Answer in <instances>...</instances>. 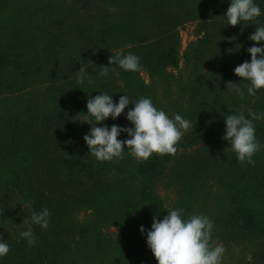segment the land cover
Returning a JSON list of instances; mask_svg holds the SVG:
<instances>
[{
    "label": "trees",
    "instance_id": "16d2710c",
    "mask_svg": "<svg viewBox=\"0 0 264 264\" xmlns=\"http://www.w3.org/2000/svg\"><path fill=\"white\" fill-rule=\"evenodd\" d=\"M3 0H0V2ZM137 0H132L135 3ZM147 0L144 4L148 3ZM264 0H254V3H263ZM73 6L77 5L81 11L88 15L78 25L77 34L84 43L92 40V32L97 26L94 23L90 12L95 8L97 0H71ZM194 6L206 7L192 1ZM142 8V6H141ZM169 12L161 10V7H153L147 14L145 23L148 24V32L144 33L148 37L150 33L161 34L162 37L156 38L157 51L151 54L152 48L148 49L147 63L152 65L175 66L178 62V41L174 27L167 24ZM126 12L128 21H135L136 13ZM191 16L190 19H195ZM257 21L264 26V13L251 21H247L250 26H256ZM118 24L114 23L107 26L106 30H114ZM123 31H127L124 29ZM113 35L122 38L121 32H114ZM54 41L57 45L67 47L68 35L64 32H55ZM109 38V36H108ZM144 38V36H143ZM149 38V37H148ZM138 40V39H137ZM254 41L249 40L247 44L241 46L243 51L253 45ZM134 44V43H132ZM130 44V45H132ZM71 59L60 68H51L50 73L58 69L54 78H47L46 81L51 85L47 87L46 93L39 99L27 100L24 104V112L14 113L7 117H0L5 123L0 122V161L16 159L22 161V174L16 170L17 162L8 166L9 175L1 178L3 190L8 197V201H13V205L0 203V214L3 218L9 219L7 227L11 232L0 230V241L9 245L10 251L7 255L0 257V264H150L156 259H149L145 255L142 243L138 248L128 246H115L113 250L117 256L108 257L104 246L97 242L101 237L99 229L94 227V223L73 224L66 226L58 218L66 213L70 207L78 204L88 206L94 210L96 216L105 215L108 219L115 222H104L116 225L143 222L146 230H151L153 216L157 220L163 219L167 215V208L163 200L155 193L153 185L163 180L170 171L169 163L177 156L179 149L194 147L213 149V154H209L208 163H215L219 170L215 173L218 186V200L227 201L226 207L221 210L207 212L209 219L214 227L212 234L225 241L230 236H239L244 243V247L251 251L252 264H264V118L253 120L255 123V136L261 148L252 157L255 165L241 163L237 155L223 139L225 134L224 119L230 114L242 112L244 116L251 119L249 110L264 114V97L256 98V101L245 110L246 105L237 106L241 101H247L246 85L250 82L242 80L239 86L244 92L241 98L235 91H230L228 98L222 101L212 113L207 114L209 122L202 125V122L193 124L192 129L186 131L182 138L175 145L176 154L160 155L152 153L147 160H133L125 150L123 159L113 158L112 161H98L86 155V152L78 149L69 150V146L74 135V130L79 126L77 114L81 107V97L83 89L77 83V72L80 66L85 67L86 72L97 78L100 85L104 80L86 65L92 64L101 58L108 67H120L118 63L109 64V57L113 55L109 47L101 50L100 54L87 53L79 49H68ZM145 52L143 53V56ZM92 56V58H91ZM86 57V58H85ZM78 60L80 63L78 64ZM89 60V61H87ZM84 61V62H83ZM87 61V62H85ZM83 63V64H82ZM54 67V66H49ZM47 67V68H49ZM63 67V68H62ZM118 74L124 77L126 88L141 92L131 81V74L123 69ZM67 81V90H71L73 103L68 105L64 92L61 100H53V107H46L45 104L51 97V88L54 90ZM214 81V79H213ZM22 83H27L23 80ZM92 83H94L92 81ZM103 91L109 90L97 83L93 84ZM64 86V85H63ZM264 89V88H263ZM150 96V94H148ZM153 98V96H151ZM11 100L10 97L1 100ZM115 102V98L112 97ZM155 98H153L154 100ZM41 103L38 111H34ZM71 106L72 112L64 107ZM237 106V107H236ZM31 111V115L28 113ZM30 119H34L35 124H28ZM130 138V137H129ZM50 139L51 142H46ZM128 139V138H127ZM52 146L50 152L48 146ZM204 176V172H201ZM133 178L136 183H132ZM175 181H180V173L173 174ZM206 177V176H205ZM154 191V192H153ZM26 201L32 202V209L22 207ZM206 201V194L201 197L198 206L199 214H204L201 210ZM216 207V205H215ZM43 208L50 211L49 227L42 229L39 225L32 224L30 220L31 212H39ZM120 220V221H119ZM18 223L21 225L17 228ZM31 225L36 237L33 246L28 245V241L20 237V233L28 229ZM80 231V240L71 243L67 233ZM90 231V234H87ZM89 239V240H87ZM135 252V254H133Z\"/></svg>",
    "mask_w": 264,
    "mask_h": 264
},
{
    "label": "rangeland",
    "instance_id": "374dc122",
    "mask_svg": "<svg viewBox=\"0 0 264 264\" xmlns=\"http://www.w3.org/2000/svg\"><path fill=\"white\" fill-rule=\"evenodd\" d=\"M146 1L137 0L135 3H131L132 0H97L96 7L90 9V12L95 14L91 17L97 26L92 32V40L88 43H84L77 34L78 25L88 15L84 14L77 5L73 6L71 0L1 1L0 99L5 96L12 99L0 101V117L24 112V104L31 98L41 100L47 87L51 85L46 81L47 78H54L58 73V69L50 73L51 68H60V65L64 67L66 61L69 63L71 59L69 48L86 51L90 55L95 52L100 54L103 48L109 47L110 52L115 56L117 53L127 55L131 52L140 58V70L128 72L131 74V81L135 87L141 89V92L135 91V88L131 90L126 88L124 77L121 78L118 74L122 69L120 67H108V75L102 77L99 73L103 66L108 64L101 58L95 63L86 65L94 70L104 80V83L99 81V85L96 81L97 78L90 72H86L87 75L83 83L77 82L83 89V96L80 99L81 107L77 114L79 126L74 130L69 150L75 148L86 152V155L93 159L95 158L88 152V146L83 140V136L89 132L90 125L81 121L87 114V100L101 93H107L114 97L115 102L121 95H126L133 104L140 98H150L153 105L157 109H163L169 118H174L176 114H179L182 118L189 120L192 125L200 122L202 125H207L211 122L207 117L208 112L215 111L230 94L227 83L231 81L239 84L244 80L234 73L236 66L244 61L250 62L251 59L247 50L243 51L241 46L247 44L248 37L262 25L259 24V21L256 26H250L247 21L237 26L229 25L225 13L231 0H149L144 4ZM192 1L200 5L205 3L207 5L206 7L194 6L191 5ZM255 4L264 13V2ZM158 6L161 7V10L169 12L168 26L170 28L175 26L176 42L178 41V62L175 66L162 67L154 63L152 66L146 62L148 49L152 48L151 54L156 53L157 42L162 37L161 34L156 33H150L149 38L143 35L148 32L149 28L145 23L148 12ZM132 10L134 15L136 13V19L128 21L126 12ZM191 16L197 18L190 19ZM114 23L121 27L114 30L105 29ZM124 29L127 31H123ZM61 31L68 35L67 47L57 45L54 41L53 34ZM114 32H121L122 38L113 35ZM254 44L259 47L264 45V41L254 42ZM79 63L80 60H78ZM23 80H26L27 83H22ZM92 81L102 87L106 84L109 90L99 89L93 85ZM246 82L248 84L249 81L246 80ZM67 87V81L64 80V83L55 90L51 88L52 95L46 102L45 108L53 107V100H61L60 96L63 92L67 104L71 105L73 97L71 90H67ZM247 95L248 100L246 102L243 100L237 105H246L241 110L250 107L256 98L264 97V89H257L254 96L248 93ZM151 96L155 99L153 100ZM131 103L119 117L116 119L106 118L103 124L108 127L113 124L132 127L133 125L126 118L127 111L134 107ZM39 107H43L41 103L34 111H38ZM64 108L75 113L71 106ZM30 115L31 111L28 113V116ZM0 122L5 123L4 120H0ZM35 122L34 119H30L28 124H35ZM117 138L124 140L129 137L127 133L122 132ZM45 141L52 143L50 139ZM229 146L230 144L227 143V150H229ZM194 147L179 149L177 156L168 165L170 171L167 176L153 185L155 193L163 200L165 208L168 210L182 208L185 219L191 215H199L198 206L203 194H206V201L201 210L206 216L210 210L216 212L225 208L227 203V201H219L217 197L218 186L215 181L217 178L215 173L219 167L215 163H208L206 159L209 154H213V149H195ZM48 148L52 152V146L49 145ZM125 152L133 160L138 161L136 157L129 154V149ZM14 162L17 160L0 161L1 178L9 175L8 166ZM16 164L18 168L16 172L22 174V161H18ZM176 172H179L181 176L179 182L174 180L173 174ZM201 172H204L206 177ZM128 178L132 183H136L133 178ZM7 199L3 184L0 182V203L13 205V201ZM58 219L62 220L66 226L93 222L94 227L99 229L98 233L101 235L97 242L104 246L106 254L112 260L117 256V252L113 250L115 246L138 248L141 243L145 248L144 253L150 261L154 256L146 243L147 232L142 234L139 231L140 226H144L141 221L129 225L125 222L121 225L104 223L115 221L108 219L105 215L96 216L92 208L87 205L82 206V204L68 208L66 213ZM8 222L9 219L3 218L0 214V230L11 232V228L6 226ZM20 225L21 223H18L17 228ZM67 234L71 243L79 242V230ZM87 234H90V231H87ZM210 242L213 246L224 245L225 252L221 264L253 263L250 259L253 249L248 252L239 236L228 235L227 239L223 241L220 237L212 234ZM110 264H112L111 260ZM150 264L156 263L151 262Z\"/></svg>",
    "mask_w": 264,
    "mask_h": 264
},
{
    "label": "clouds",
    "instance_id": "9594fccd",
    "mask_svg": "<svg viewBox=\"0 0 264 264\" xmlns=\"http://www.w3.org/2000/svg\"><path fill=\"white\" fill-rule=\"evenodd\" d=\"M225 15L228 24L237 26L242 22L251 21L261 15V10L254 0H231ZM254 42L264 41V26L255 29L248 37ZM251 59L244 61L234 68V73L241 79L249 81L247 93L254 96L256 90L264 88V45L255 44L247 49ZM259 55V58H258ZM140 58L129 52L127 55L117 53L109 57V64L118 63L125 71L136 72L140 70ZM108 66H103L100 76L108 75ZM86 69L80 66L77 72V82L83 83L86 78ZM89 83L91 81L89 80ZM229 91H235L241 98L244 92L237 83H227ZM129 97L121 95L114 102L107 93H101L87 100V114L81 122L90 125L89 132L83 136V140L90 152L98 161H112L113 158L123 159L124 149H129V154L138 160H147L152 153L160 155H175V145L182 138L184 132L192 129V123L176 114L169 118L163 109H157L150 98H140L134 107L127 111L126 118L132 127H121L113 124L111 127L103 124L106 118L116 119L130 104ZM248 119L242 112L230 114L224 119L225 139L231 145L232 151L237 155L242 164L255 165L252 159L261 148L255 136L253 120L264 118L251 109ZM100 126H97V125ZM127 133L128 139L120 140L117 137ZM22 207L32 209V202L26 201ZM30 220L32 224L39 225L42 229L49 227L50 211L43 208L39 212L32 211ZM213 222L204 214L191 215L184 218V210L177 208L167 211V215L161 220L153 216L151 230H146L142 225L139 231L147 232L146 243L154 255L158 264H221L225 247L223 244L213 246L211 233ZM20 237L28 241L29 246L36 243V237L31 225L20 233ZM9 245L0 241V257L8 254Z\"/></svg>",
    "mask_w": 264,
    "mask_h": 264
}]
</instances>
